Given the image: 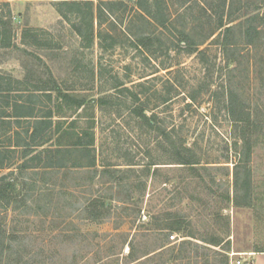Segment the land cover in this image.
<instances>
[{
  "label": "rangeland",
  "instance_id": "1",
  "mask_svg": "<svg viewBox=\"0 0 264 264\" xmlns=\"http://www.w3.org/2000/svg\"><path fill=\"white\" fill-rule=\"evenodd\" d=\"M0 15L12 43L0 48V72L24 81L23 63L36 64L49 78L47 64L86 104L21 100L37 116L53 110L55 127L95 133L92 167L73 154L67 168L44 169L35 153L6 149L13 132L0 124V179L17 183L16 201L0 205V264L255 263L245 252H264V0H0ZM26 30L38 45L23 43ZM103 96L112 98L101 107ZM139 107L193 149L198 171L170 164ZM8 122L24 139L34 123ZM174 221L181 232L167 230Z\"/></svg>",
  "mask_w": 264,
  "mask_h": 264
},
{
  "label": "trees",
  "instance_id": "2",
  "mask_svg": "<svg viewBox=\"0 0 264 264\" xmlns=\"http://www.w3.org/2000/svg\"><path fill=\"white\" fill-rule=\"evenodd\" d=\"M92 1H87L86 5H92ZM91 11V9H90ZM100 12H102L100 10ZM92 17H94L93 11H92ZM100 21V17H98ZM102 20V19H101ZM93 29V24L90 22L89 29ZM89 31V30H88ZM253 31H257L253 29V27H250L247 30V33L249 35L252 34ZM32 32H35L34 30H26L23 34V43L29 44L33 43V45H38V39L35 36V42H29L31 39H34V36L31 34ZM232 32V28L228 27L225 29V41L223 43L224 48L226 49L228 42V36ZM81 35H84L81 32ZM94 35L93 32H90L89 34ZM85 36V35H84ZM87 39H89V37ZM99 38L103 37V34L101 32H98ZM92 37V36H91ZM183 40L187 41L185 42V45H191L193 42L191 41V37L187 34L182 35ZM38 43V44H37ZM12 45L11 43V29L9 27V22H6L4 18L0 15V48H10ZM193 50H189V53H192ZM43 63V62H42ZM33 66V67H32ZM37 65H30L23 63V67L26 70V78L24 81H14L13 79H8V77L0 72V98L4 99L3 103L4 106L0 103V124L3 125V129L6 132H13V140H12V146L15 149L19 148H25L24 155L28 156L31 153L34 154L31 157V162L35 163V165H44L42 166L44 169H65L67 168V165L65 164L64 160L67 156L77 154L80 156H84L85 158H93L95 159V133L92 131L94 127H89L88 129L82 130L81 132H76L73 128L67 127L63 129L61 125L59 124V127H55L54 125V112L53 110H50L47 114L43 116H37L36 114V103L28 102L25 103L21 100L23 98V95L25 93H30V98H39L44 97L49 102L53 101V94L56 93L58 98L63 102L64 100L67 101V103H73L74 106L78 108H85L86 100L83 98L78 100L74 99L70 96L69 90H64L58 80L54 78V74L52 73L51 67L47 64H44V67L46 68L47 75L49 78H45L46 73L43 72L39 67H36ZM88 74V84L94 80L96 77V72L94 69H84ZM10 78V77H9ZM32 79V80H31ZM30 83L29 85H33V91L29 90H20L22 86L25 85V83ZM87 84V85H88ZM28 85V84H26ZM18 88V89H16ZM29 91V92H28ZM125 93L131 94L135 101H140L139 96L133 94L130 92L128 88H125L123 90ZM12 95V96H11ZM40 95V96H36ZM111 96H103L101 98H98L95 102L98 103L99 106L104 107L108 105L110 102ZM170 101V99H167L166 102ZM11 111V112H7ZM134 113L136 114V117L145 122L148 127L155 131L157 135L161 138L159 145H161L162 148L168 147L169 153L172 157V162L170 164L181 166L179 169H188L191 172L198 171L197 168L200 165L198 156L193 151V149L189 148L185 144H183L182 140L178 139V137L174 134L173 130H167L164 128H159L158 125H154L153 121L156 120L155 117L149 118L143 107L136 108L134 110ZM8 121H15L16 124H21L22 121H26L30 123V121H34L33 126L30 130L26 131V138L24 139L23 136L18 132V130H12L11 129V123ZM75 121V120H73ZM237 121H243L242 119ZM1 130V131H2ZM53 136H57V143H55L53 146L51 145L48 148H43L40 152L34 151L33 149H37L38 147H44L45 143H47V140H52L51 138ZM28 137V140H27ZM65 141V142H64ZM21 143H24L25 145H22ZM2 148L0 147V155L2 154ZM7 150H11L9 148H6ZM14 150V149H13ZM94 156V157H93ZM90 162V166L92 167L94 165L95 160ZM2 163V161L0 162ZM93 164V165H92ZM1 165V164H0ZM159 163L152 162L149 164L150 169L152 167L154 168L153 176H158L160 172V167H157ZM32 167V168H36ZM238 167V166H236ZM25 168H28L25 166ZM152 171V170H151ZM150 171V173H151ZM235 177H236V186H238V172L235 171ZM17 183L10 182L8 179V176H3L0 179V205H11L14 203L15 200V194H16V188ZM228 200H230V197H228ZM94 212L98 211L97 209L93 210ZM96 216V214H95ZM93 216V217H95ZM98 219V218H95ZM183 226V222L180 223L178 221H174L171 226H168L167 230L173 231V232H181V227ZM163 229V228H162ZM215 247H218V244H212ZM132 250V248L130 249ZM132 253V252H131ZM132 256V254H130ZM138 260L133 261L136 262ZM140 263V262H139ZM229 264V263H228Z\"/></svg>",
  "mask_w": 264,
  "mask_h": 264
},
{
  "label": "crops",
  "instance_id": "3",
  "mask_svg": "<svg viewBox=\"0 0 264 264\" xmlns=\"http://www.w3.org/2000/svg\"><path fill=\"white\" fill-rule=\"evenodd\" d=\"M7 148L12 149V150L15 149L14 147H7ZM245 253L248 254V255H255V263L254 264H261V262L258 259V257L264 256V252L246 251Z\"/></svg>",
  "mask_w": 264,
  "mask_h": 264
},
{
  "label": "built area",
  "instance_id": "4",
  "mask_svg": "<svg viewBox=\"0 0 264 264\" xmlns=\"http://www.w3.org/2000/svg\"><path fill=\"white\" fill-rule=\"evenodd\" d=\"M234 254L231 255V257H233ZM238 264H240V262H238Z\"/></svg>",
  "mask_w": 264,
  "mask_h": 264
}]
</instances>
